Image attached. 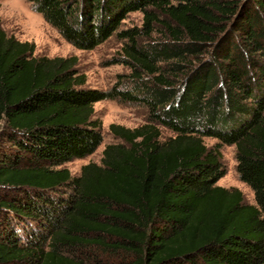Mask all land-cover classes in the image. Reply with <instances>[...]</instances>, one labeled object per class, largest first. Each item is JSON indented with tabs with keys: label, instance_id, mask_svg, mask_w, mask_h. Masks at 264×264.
Instances as JSON below:
<instances>
[{
	"label": "trees",
	"instance_id": "16d2710c",
	"mask_svg": "<svg viewBox=\"0 0 264 264\" xmlns=\"http://www.w3.org/2000/svg\"><path fill=\"white\" fill-rule=\"evenodd\" d=\"M27 2L78 50L121 39L130 73L87 88L78 57H35L0 24V264H98L91 249L135 256L124 264H264V0ZM137 12L142 27L122 30ZM105 100L144 108L146 123L110 125L123 145L74 177L64 166L103 144ZM204 138L236 147L256 205L217 185Z\"/></svg>",
	"mask_w": 264,
	"mask_h": 264
},
{
	"label": "rangeland",
	"instance_id": "374dc122",
	"mask_svg": "<svg viewBox=\"0 0 264 264\" xmlns=\"http://www.w3.org/2000/svg\"><path fill=\"white\" fill-rule=\"evenodd\" d=\"M143 14L140 12L130 14L123 23L122 30L142 27ZM0 24L8 36H14L21 42L34 43L35 57L66 58L78 57L77 70L81 75H87L86 87L95 90H108L113 87L121 75H129L130 70L123 64H117L121 57L124 42L116 36L94 50H78L67 40L63 39L58 31L42 16L34 12L32 5L27 0H2L0 1ZM95 118L102 123L104 141L98 151L85 159H77L64 166L72 176L79 177L82 169L89 163L100 164L103 152L107 145H123V141L115 138L109 126L112 124L125 126L131 129L139 128L146 123L147 111L128 103L105 100L94 107ZM5 130L4 121H0V139ZM163 138L168 139L173 134L162 128ZM204 143L209 150H216L220 154L224 176L217 185L226 189H239L247 205H256V196L250 187L241 181L237 172L236 147L222 145L214 138H204ZM3 142L0 141V147ZM91 262L98 264H124L135 260L133 254L124 252H108L91 249ZM95 259H98L96 262Z\"/></svg>",
	"mask_w": 264,
	"mask_h": 264
}]
</instances>
